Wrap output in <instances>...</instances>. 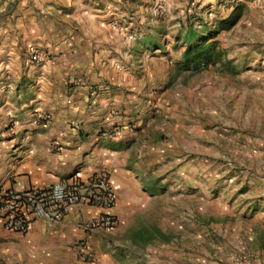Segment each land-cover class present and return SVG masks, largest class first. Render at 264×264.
<instances>
[{"label":"crops","instance_id":"1","mask_svg":"<svg viewBox=\"0 0 264 264\" xmlns=\"http://www.w3.org/2000/svg\"><path fill=\"white\" fill-rule=\"evenodd\" d=\"M144 1L21 0L11 5V25L0 15V192L86 181L106 171L117 218L109 231L86 230L104 210L78 206L63 222L35 219L21 234L7 230L0 215L5 264H126L127 242L119 241L125 233L132 246L168 241L155 228L129 226L146 196L130 169L131 154L140 135H159L156 112L164 102L153 91L158 38L132 36L133 23L126 22L132 8L145 21ZM182 41L184 52L191 37ZM34 52L49 60L34 62Z\"/></svg>","mask_w":264,"mask_h":264},{"label":"rangeland","instance_id":"2","mask_svg":"<svg viewBox=\"0 0 264 264\" xmlns=\"http://www.w3.org/2000/svg\"><path fill=\"white\" fill-rule=\"evenodd\" d=\"M20 1L0 0L2 22L11 25ZM144 2L145 21L132 8L126 22L132 36L158 38L153 91L164 102L159 135H140L131 154L146 196L129 226L155 228L168 241L132 246L125 233L126 264H264V0ZM230 15L235 25L208 41L223 60L182 70L184 36L205 38Z\"/></svg>","mask_w":264,"mask_h":264},{"label":"built area","instance_id":"3","mask_svg":"<svg viewBox=\"0 0 264 264\" xmlns=\"http://www.w3.org/2000/svg\"><path fill=\"white\" fill-rule=\"evenodd\" d=\"M31 60L44 63L49 56L34 52ZM40 120L44 116H39ZM116 201L114 185L106 171L94 174L86 181L73 179L40 189L20 192H0V215L4 217V227L12 232L25 234L35 219L48 224L63 222L69 212L78 206H90L104 210L103 215L89 221L86 230L109 231L117 218L111 213ZM84 249V246H82ZM83 260H89L84 253ZM0 264H5L0 259Z\"/></svg>","mask_w":264,"mask_h":264},{"label":"trees","instance_id":"4","mask_svg":"<svg viewBox=\"0 0 264 264\" xmlns=\"http://www.w3.org/2000/svg\"><path fill=\"white\" fill-rule=\"evenodd\" d=\"M237 17L230 15L227 19L217 23L216 29L207 32L205 38L199 39L196 42H190L182 56V65L181 68L184 71H195L200 72L204 69H207L209 66H213L216 63H219L223 60V51L218 49L217 41L213 40L219 31L228 29L232 27L237 22ZM157 236L159 234H156ZM153 239L151 236L149 240Z\"/></svg>","mask_w":264,"mask_h":264}]
</instances>
